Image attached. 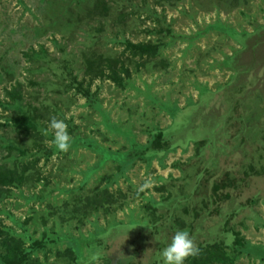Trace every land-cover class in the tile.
<instances>
[{"label":"rangeland","instance_id":"obj_1","mask_svg":"<svg viewBox=\"0 0 264 264\" xmlns=\"http://www.w3.org/2000/svg\"><path fill=\"white\" fill-rule=\"evenodd\" d=\"M84 49L124 62L123 86L82 78ZM1 167L0 250L37 264H162L176 229L203 264H264V0H0Z\"/></svg>","mask_w":264,"mask_h":264},{"label":"trees","instance_id":"obj_2","mask_svg":"<svg viewBox=\"0 0 264 264\" xmlns=\"http://www.w3.org/2000/svg\"><path fill=\"white\" fill-rule=\"evenodd\" d=\"M134 0H125V2L132 4ZM181 0H153V2L156 5H162L163 2L168 4H174ZM105 8V4H104ZM54 42V41H53ZM55 43V42H54ZM56 44V43H55ZM123 45V43H122ZM125 50H128L131 55L134 56H147L151 57L153 56L157 50L159 49V45L153 44L152 42H138V43H132L130 41L125 42ZM40 52H42V48L40 49ZM32 55H38L36 51L33 49H29V56L30 60ZM81 56L83 57L82 63V78L87 79H94L96 77H103L107 76V78L116 84L118 87L123 86V82L125 78H128L130 76L129 70L127 69L125 63L118 61L120 67H116L115 64L108 63L109 57L104 56L103 54H96L91 51H81ZM78 75L76 77H73L72 81L75 82L74 90L77 94H81L84 98L89 96V90L88 88L83 87V82H77ZM89 83V82H88ZM70 87V85H69ZM24 123H27V125H30L31 122L26 117L23 119ZM158 134L154 135L155 139L150 142L147 146L141 148L142 153L145 152V155H150L151 157L155 156V154H158L159 152H162L163 148L166 147L165 145L161 144V135L162 131H158ZM118 169V167H117ZM12 180V171L8 168H0V189L5 187V185L10 183ZM3 249L0 250V264H37L34 260L28 259V253H24L23 244L21 240H15L14 238L5 237L1 239ZM14 245V246H13ZM35 245L40 246L39 243H35ZM246 248V244L244 242H241L239 240H233L232 243V251L238 250V248ZM210 252H199L197 255L192 257V261L188 264H203L207 254ZM223 255V254H222Z\"/></svg>","mask_w":264,"mask_h":264},{"label":"clouds","instance_id":"obj_3","mask_svg":"<svg viewBox=\"0 0 264 264\" xmlns=\"http://www.w3.org/2000/svg\"><path fill=\"white\" fill-rule=\"evenodd\" d=\"M48 131H51V143L59 151H67L71 145V137L67 131V126L63 120L55 117L50 118L48 122ZM128 230H126V234ZM199 253L198 247L194 243L193 237L187 229H176L165 246L160 249L159 257L162 264H185L188 257ZM92 260L96 256L91 257Z\"/></svg>","mask_w":264,"mask_h":264}]
</instances>
